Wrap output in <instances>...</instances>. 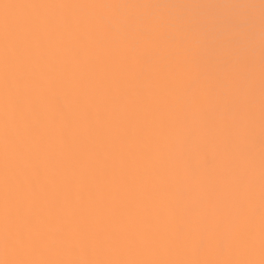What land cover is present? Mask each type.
Masks as SVG:
<instances>
[{
    "label": "snow or ice",
    "instance_id": "obj_1",
    "mask_svg": "<svg viewBox=\"0 0 264 264\" xmlns=\"http://www.w3.org/2000/svg\"><path fill=\"white\" fill-rule=\"evenodd\" d=\"M155 5L122 3H68L35 2V0H0V264H256L249 259L226 258L232 249L225 248V237L236 241L235 249H250L258 231L259 245L264 257V31L260 70V156H259V222L255 223L256 209L249 203L245 210L247 238L241 242L240 221L225 211L219 198L210 206L211 216H221L217 223V258L212 260H120L90 258L93 255L118 249L120 240L109 229L108 211L117 204L124 205L131 190L137 188L147 203L157 192L145 176L137 175L138 147L141 145L143 123L154 116V122L169 136L186 146L193 155L199 153L202 143L194 140L190 129L204 119L202 100L209 97V109L219 120L208 139L217 151L227 153L229 160L225 176L232 193L228 206L239 209V194L251 195L255 186L252 170L254 158L240 150L229 138L239 129L241 112L238 101L220 103L215 90L200 79L198 65L190 66L194 73L188 84L177 82L171 99L161 98L154 106L141 104L142 94L112 96L102 94L99 106L84 118L91 131L78 146V159L73 163V138L57 129L56 117L47 112L44 96L35 87L38 60L47 53L48 67L54 72L55 56L72 55L101 44L100 37L126 48L129 58L142 39L153 38L151 31L135 32L131 19L122 10L149 8ZM119 87L118 78L112 81ZM220 88L227 87L218 81ZM49 87L55 88L54 76ZM199 90V91H197ZM243 106V119L247 121L246 135L254 130L255 96L248 90ZM69 104L78 105L79 96L68 97ZM106 105L120 108V116L113 125ZM62 111V106L60 108ZM233 119L229 123L226 115ZM182 167V155L174 159ZM195 177V172H193ZM202 186V182H198ZM87 209V215L81 211ZM159 206L173 212L172 204L161 191ZM59 210L67 217V228L52 230L48 226L50 213ZM206 210L196 223L207 229ZM136 239L127 241L135 246ZM145 245L155 242L141 241ZM46 253L50 257L36 258ZM259 264H264L262 258Z\"/></svg>",
    "mask_w": 264,
    "mask_h": 264
},
{
    "label": "bare ground",
    "instance_id": "obj_2",
    "mask_svg": "<svg viewBox=\"0 0 264 264\" xmlns=\"http://www.w3.org/2000/svg\"><path fill=\"white\" fill-rule=\"evenodd\" d=\"M16 2V0H7ZM35 2L68 3H122L155 5L149 8L122 10L131 19L132 29L139 33L151 31L153 38L140 40L135 55L129 58L126 48L100 37L101 44L72 55L55 56L54 72L49 71L47 53L37 63L35 87L43 94L46 110L56 117V125L73 138L74 163L78 159L79 143L91 131L84 119L99 106L102 94L133 96L139 92L143 106H154L161 98L171 99L170 93L177 82L188 84L194 73L190 66L198 65L200 79L209 89L215 90V100L224 103L238 101L241 112L239 129L229 138L241 151L254 158L252 174L255 186L251 195L239 194V209L228 207L232 193L225 169L228 154L217 151L208 143L219 120L209 109V97L202 100L203 121L190 129L194 140L202 143L198 154L173 140L167 130H161L154 116L143 123L144 136L138 147L137 175L146 176L150 184L157 185L150 202H145L137 188L131 190L126 204H117L108 211L109 229L120 240L118 249L100 253L90 258L120 260H212L217 256V223L222 217L211 216L210 206L217 198L223 201L225 211L236 216L241 225L240 241L247 238L245 210L249 203L256 209L255 223L259 222V156H260V70L262 55V31H264V0H35ZM54 76L56 87H49V77ZM118 78L119 87L112 85ZM224 81L225 88L217 86ZM255 96L256 120L251 135H246L247 121L243 119V106L248 100V90ZM199 91V90H197ZM71 95L79 96V104L68 102ZM62 106V111L60 110ZM110 122L114 125L120 116V108L106 105ZM231 114L226 115L230 123ZM182 155L183 165L177 167L176 156ZM195 172V177H193ZM202 182V186L198 183ZM163 192L172 204L173 212L160 215L159 194ZM208 212L207 229L196 227L200 217ZM81 211L87 215V209ZM164 218V222L158 221ZM67 217L59 210L50 213L48 226L52 230L67 228ZM136 239L129 246V239ZM151 238L155 243L145 245L141 241ZM231 236L225 237V248L232 249L226 258L249 259L259 264L262 257L258 231L250 249H235ZM36 258H69L66 255L50 257L46 253Z\"/></svg>",
    "mask_w": 264,
    "mask_h": 264
},
{
    "label": "rangeland",
    "instance_id": "obj_3",
    "mask_svg": "<svg viewBox=\"0 0 264 264\" xmlns=\"http://www.w3.org/2000/svg\"><path fill=\"white\" fill-rule=\"evenodd\" d=\"M159 214H160V215L165 214V211H164V210H161ZM158 221H160V222H164L165 219H164V218H158Z\"/></svg>",
    "mask_w": 264,
    "mask_h": 264
}]
</instances>
